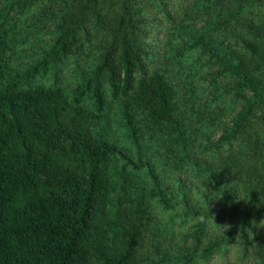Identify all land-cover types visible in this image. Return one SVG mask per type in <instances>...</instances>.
Segmentation results:
<instances>
[{
	"label": "trees",
	"instance_id": "trees-1",
	"mask_svg": "<svg viewBox=\"0 0 264 264\" xmlns=\"http://www.w3.org/2000/svg\"><path fill=\"white\" fill-rule=\"evenodd\" d=\"M258 114L264 0H0V264L264 258V198L212 165Z\"/></svg>",
	"mask_w": 264,
	"mask_h": 264
},
{
	"label": "rangeland",
	"instance_id": "rangeland-1",
	"mask_svg": "<svg viewBox=\"0 0 264 264\" xmlns=\"http://www.w3.org/2000/svg\"><path fill=\"white\" fill-rule=\"evenodd\" d=\"M203 86L206 91L205 95L211 97L217 87L208 88L209 82L206 77H201ZM229 85L226 82H221V86ZM244 100L232 112L231 116L225 119L215 129L208 130V133L198 134L197 148L200 151L203 146H208L217 141L223 129L231 123V119L239 112L241 104ZM264 118L256 115L252 117V121L248 124L246 132H244L243 138L247 142V151L243 148L236 149L230 154L223 163L224 160H220L218 165L212 163L216 168L219 176L223 181L227 183L228 187L235 189L241 195L242 199L251 204H255L259 198H264V142L261 143L264 135ZM261 126H258L260 125ZM209 160L208 157H206ZM169 186L174 189L178 201L180 203L190 198L191 203H199L202 199L203 193L201 190L206 187V183L203 181H197L195 177L191 175L173 176L169 180ZM241 251L238 246L231 257V264H258L264 262V258H260L258 251H252L249 254L247 260L239 261L237 254ZM257 254V255H256ZM229 254L225 257L227 258ZM224 260H220L218 263H222Z\"/></svg>",
	"mask_w": 264,
	"mask_h": 264
}]
</instances>
